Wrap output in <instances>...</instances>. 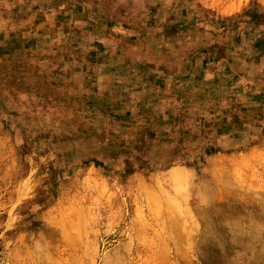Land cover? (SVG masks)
<instances>
[{
  "label": "rangeland",
  "instance_id": "1",
  "mask_svg": "<svg viewBox=\"0 0 264 264\" xmlns=\"http://www.w3.org/2000/svg\"><path fill=\"white\" fill-rule=\"evenodd\" d=\"M4 29L0 264H264V0H0Z\"/></svg>",
  "mask_w": 264,
  "mask_h": 264
},
{
  "label": "crops",
  "instance_id": "2",
  "mask_svg": "<svg viewBox=\"0 0 264 264\" xmlns=\"http://www.w3.org/2000/svg\"><path fill=\"white\" fill-rule=\"evenodd\" d=\"M236 12V11H235ZM232 13H234V12H230L229 13V15H231ZM115 28V27H114ZM112 29V30H115V29ZM116 30L117 31H114V32H116V33H128V32H130V31H128V30H121V29H119L118 27L116 28ZM0 33H8V31L7 30H0ZM9 33H12V32H10L9 31ZM246 33H249V32H246ZM251 33H256V32H251ZM263 33V32H262Z\"/></svg>",
  "mask_w": 264,
  "mask_h": 264
},
{
  "label": "bare ground",
  "instance_id": "3",
  "mask_svg": "<svg viewBox=\"0 0 264 264\" xmlns=\"http://www.w3.org/2000/svg\"><path fill=\"white\" fill-rule=\"evenodd\" d=\"M177 173H178L177 171L174 172V174L176 175V178H177V177H180V176H179L180 174H177ZM181 173H182V172H181ZM182 180H183V179H182ZM182 182H183V181H182Z\"/></svg>",
  "mask_w": 264,
  "mask_h": 264
}]
</instances>
